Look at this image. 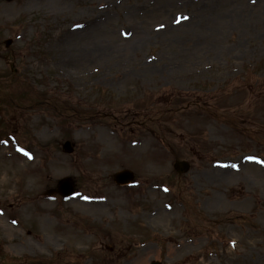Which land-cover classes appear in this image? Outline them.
<instances>
[{
    "label": "rangeland",
    "instance_id": "obj_1",
    "mask_svg": "<svg viewBox=\"0 0 264 264\" xmlns=\"http://www.w3.org/2000/svg\"><path fill=\"white\" fill-rule=\"evenodd\" d=\"M0 147V264H264V0H0Z\"/></svg>",
    "mask_w": 264,
    "mask_h": 264
},
{
    "label": "water",
    "instance_id": "obj_2",
    "mask_svg": "<svg viewBox=\"0 0 264 264\" xmlns=\"http://www.w3.org/2000/svg\"><path fill=\"white\" fill-rule=\"evenodd\" d=\"M10 43H11V40H8L6 42V44H10ZM63 148L66 152L73 151V146L71 145L69 141H67L64 144ZM175 166L180 172L187 171L189 168V164L187 162H177ZM115 180L120 184L127 183L133 180V173L129 170L120 171L115 174ZM53 192H59L65 197L72 195L75 192L73 179L70 177L63 178L59 182L58 188L56 190L51 191V193ZM152 264H161V263L153 262Z\"/></svg>",
    "mask_w": 264,
    "mask_h": 264
},
{
    "label": "bare ground",
    "instance_id": "obj_3",
    "mask_svg": "<svg viewBox=\"0 0 264 264\" xmlns=\"http://www.w3.org/2000/svg\"><path fill=\"white\" fill-rule=\"evenodd\" d=\"M4 154H8V151L4 150V148L0 147V156L4 155ZM9 159V158H8ZM105 208H100V209H92L94 212L98 211H106L107 210V206H104ZM155 216L152 215L151 218H154Z\"/></svg>",
    "mask_w": 264,
    "mask_h": 264
}]
</instances>
